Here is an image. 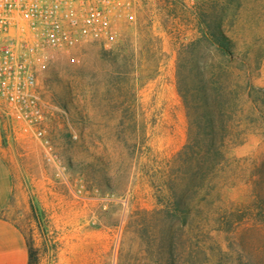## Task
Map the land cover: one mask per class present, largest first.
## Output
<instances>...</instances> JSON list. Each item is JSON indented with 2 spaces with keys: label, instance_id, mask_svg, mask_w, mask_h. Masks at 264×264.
<instances>
[{
  "label": "rangeland",
  "instance_id": "374dc122",
  "mask_svg": "<svg viewBox=\"0 0 264 264\" xmlns=\"http://www.w3.org/2000/svg\"><path fill=\"white\" fill-rule=\"evenodd\" d=\"M212 29L229 56L202 38ZM37 70L43 139L0 118L14 172L5 216L30 264H143L138 222L153 220L174 159L192 198L188 236L212 260L217 247L264 246V0H135L114 44L53 52ZM201 88L217 102L210 118Z\"/></svg>",
  "mask_w": 264,
  "mask_h": 264
},
{
  "label": "built area",
  "instance_id": "2783aa9c",
  "mask_svg": "<svg viewBox=\"0 0 264 264\" xmlns=\"http://www.w3.org/2000/svg\"><path fill=\"white\" fill-rule=\"evenodd\" d=\"M134 1L0 0V118L14 135L43 139L38 63L79 44H114Z\"/></svg>",
  "mask_w": 264,
  "mask_h": 264
},
{
  "label": "trees",
  "instance_id": "16d2710c",
  "mask_svg": "<svg viewBox=\"0 0 264 264\" xmlns=\"http://www.w3.org/2000/svg\"><path fill=\"white\" fill-rule=\"evenodd\" d=\"M202 38L209 42L221 56L231 54V42L222 32L216 29L208 30L207 34H202ZM179 70L178 66L177 80L178 85H181ZM205 89H202L205 93L201 100L204 106L202 116L210 118L209 111L214 105H217V102L210 96L207 88ZM178 91L185 101L189 90L182 91L180 87ZM212 126L213 124H208L209 133L213 129ZM206 145L210 160L215 162L221 156V142L216 144L213 139H210ZM190 148L191 143H188L177 158L180 160L184 152L186 154ZM174 161L175 159L156 191L158 209L150 214L153 220L151 218L141 219L138 222L140 223V251L142 260H144L143 264H264V246L260 244L252 249L242 242L239 248L232 249L229 247L228 251H222L217 247L216 256L212 260L213 254L211 255V251L210 254H207L206 248L202 244L203 237L198 235L188 236V219L192 201L190 187L188 185L184 193L178 192L176 186L177 169ZM229 216L223 222L228 227L233 224L231 220L233 214H229ZM260 239V242L264 243L263 238ZM28 255V264H30L31 253L29 248Z\"/></svg>",
  "mask_w": 264,
  "mask_h": 264
},
{
  "label": "crops",
  "instance_id": "0c3cea01",
  "mask_svg": "<svg viewBox=\"0 0 264 264\" xmlns=\"http://www.w3.org/2000/svg\"><path fill=\"white\" fill-rule=\"evenodd\" d=\"M0 121V264H28L29 255L25 238L18 227L5 216L14 197V172L1 149Z\"/></svg>",
  "mask_w": 264,
  "mask_h": 264
}]
</instances>
